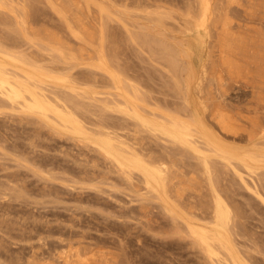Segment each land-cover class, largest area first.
Wrapping results in <instances>:
<instances>
[{"label":"bare ground","instance_id":"bare-ground-1","mask_svg":"<svg viewBox=\"0 0 264 264\" xmlns=\"http://www.w3.org/2000/svg\"><path fill=\"white\" fill-rule=\"evenodd\" d=\"M122 44L161 70L166 90L174 97L171 107L166 101L160 103L159 96L151 94L150 85L125 64ZM0 118L34 125V129H26L34 131L31 139L43 130L49 138L70 140L71 145L73 142L83 147L81 150L96 153L107 164H103L107 172L115 173L126 189L134 192L141 201V206L136 204L157 203L146 204L159 206L167 220L158 222L157 227H170L209 264H258L248 251L250 247L243 241L244 251L238 244V204L228 192L234 184L229 189L226 183L235 178V184L238 180L241 188L264 204L259 189V180L264 177V0H0ZM8 120L6 123L14 125ZM228 138L232 143L226 142ZM157 141L163 145L160 151L154 150L160 145L153 149L149 143ZM15 149L17 154L20 149ZM29 161L35 164V160ZM33 166L34 172L38 166L45 172L41 163ZM109 176L105 173L99 178L105 181L111 179ZM87 185L93 191L100 190L96 184ZM66 187L72 189L73 185ZM5 198L0 201L6 203ZM140 207L139 216L144 210ZM3 217L1 231L5 230ZM51 229L48 226L44 230L47 234L35 239L37 246L30 244L27 257L22 254L24 260L14 264H119L121 260L117 259L118 250L86 240L82 231L80 237L73 238L75 228L66 236L58 229L49 239ZM242 231L240 238L248 232ZM7 256L4 259L9 264Z\"/></svg>","mask_w":264,"mask_h":264},{"label":"rangeland","instance_id":"rangeland-1","mask_svg":"<svg viewBox=\"0 0 264 264\" xmlns=\"http://www.w3.org/2000/svg\"><path fill=\"white\" fill-rule=\"evenodd\" d=\"M122 47H123V49L121 50V52H123V53L121 54V56L123 57L122 59L124 61H126L125 64L128 65L130 68L134 69L133 71L138 72L141 75V77L143 78V80H145L148 83L147 85L148 86L150 85L149 88L152 91L151 94L155 97L159 96L158 99H159L160 103H164L166 101L168 106L171 107L173 100H174V97H171L170 91L166 90L168 88L166 83H165L166 77L160 73L161 70L152 66L150 64V61L148 59H146L145 56L137 54L135 49L128 47V46L126 47L125 44H122ZM160 89H162V90L160 91ZM155 93H156V95H155ZM167 98H169V99H167ZM0 119H2V120H0V122L2 123V124L0 123L1 124L0 128L1 129H2V127L4 128V130L3 129L1 130L0 135L3 132V135L5 134L4 138L6 139V142L4 143L5 146H4L2 141H5V139L2 138L3 135H1L0 141L2 144L0 143L1 144L0 145V152L3 154L0 153V184H1V186H0V190H1L0 191V198L1 197L5 198L4 195H6L7 196L6 198L8 201V203H7V201H6V203H5V201L4 202L0 201V203L2 202V204L0 205L1 206L0 212L2 210H4L0 213V215L4 214V212H6V210L7 211L9 210V213H11L10 217H8L9 215H7V214H9L8 212H7V214H5L6 218L8 217L7 219H4L5 217H3V216H5V215H1L0 217H1V219L3 217V220H4V222H2V230H3V228L5 230L6 229L9 230L8 231L9 234L11 233V230H12L10 238L8 236L9 234L7 235V230H6V232H5V230L4 231L0 230V238H1L0 239L1 240L0 241L1 242L0 243V257L4 253H6L2 257L4 259V256H7V254H8L9 257L7 256V259H8L7 262L9 264H14L15 262H20V261L22 262L24 260V256L27 257V253L29 252L28 249H30V247H29L30 244L33 243L34 246L35 245L37 246V243H38L37 240H38L39 236H45L47 234L44 230L48 226L50 227V229L54 228L53 230L51 229L53 234L50 235L49 239L51 237H53L54 235L55 236L57 235V233H55V232L61 231L66 236L67 234L72 233L76 230V232L73 233L74 234L73 238L80 237L79 235L82 232H84L83 236L86 237L85 238L86 240L93 242L98 246H103V247L107 246L108 248L110 247L111 249H113V251L115 248V251L118 250V251H116L118 253L115 252L116 255H118L117 259H121L119 261V264H121V263L122 264H133V263L134 264H137V263L138 264H180V263L181 264H197L198 262H200L198 264H201L203 262H204L203 264H209L208 262H206V260L204 258H201L199 256V254H197V248L196 247H191L186 242V240H183V238L181 239V237L178 238L179 236H177V234H174L173 230H170V227H168V226L167 227L166 226L157 227L158 225H156V224L158 222H159V224H160V222H162L161 224H164L167 221L166 219H164L165 217L162 215L163 212H162L161 208H157L159 206L152 207L154 205V203H156L155 201H150L147 203L143 202L142 204L145 205V206H143L144 210H145V212H144V210L142 209L143 207H140L141 201L137 197H135L134 192H132L128 187H127L128 189H126V187H125L126 185L122 182V180L118 176H115L116 175L115 173L107 172V169L104 168L105 167L104 165L107 166V164H105V162H103V161H100L101 158L98 157V155L96 153H94L93 151H90L91 152L90 153L88 150H86V148L81 150L80 148H83V147L74 146L73 142H72L73 145H71L70 140H66V139H62V138H55L54 136H52V138L50 136V138H49V136L46 135L43 132V130L40 131L41 135L35 136V138L32 137V139H31V134L32 133L34 134V131L31 132V130L35 128L34 125L24 123V122H22V125H20L17 120L16 121L11 120V119L8 120L6 118H0ZM6 120L14 121V125H13V122H10V123L7 122L9 124L8 125L6 123ZM2 121L4 123H6L7 125H4ZM24 124H26V125H24ZM23 125L26 127H22ZM27 128L31 129L30 132H28L29 129H27ZM26 129L28 131H26ZM26 132L28 135L26 134ZM43 134H45V135H43ZM37 138H38V140H37ZM43 138H44V140H42ZM28 140H30V141L32 140V142H29ZM12 141H13V143H11ZM35 142H37V144ZM226 142L232 143L231 139H229V138L226 140ZM6 143H7V146H6ZM149 143L153 149L155 147H159V145H160L159 149L158 148L154 149L156 151H160L161 145H162V144H160L161 142L159 143V141H157L154 144H153V142L152 143L149 142ZM33 144H35V145H33ZM151 144H153V146ZM155 144H156V146H155ZM11 145H13L14 148ZM15 146L17 148L19 147L20 151H17L19 149H17ZM30 146H31V148H30ZM162 147H163V145H162ZM2 148L5 150H3ZM6 148H7V150H9L8 152L6 151ZM11 148H13V150ZM27 148H28L27 153H29V155H30V152H31V155L34 152L32 156L27 155V153H26ZM14 149H15V151H17V154H15L16 152H14ZM21 149H23V150L21 151ZM24 149H25V151H24ZM23 151L26 154H24ZM78 151H79V155H78ZM18 152L20 153V155L18 154ZM82 153L84 154L83 156L85 157L84 161H83L84 157L82 156ZM21 154H24L25 159L28 158V163H27V159L24 160V158L20 157V156L23 157V155H21ZM12 155H13V157H12ZM18 155L20 158L18 157ZM26 156H28V157H26ZM33 156H35L36 158H34ZM76 156L78 157L79 160L77 159ZM16 158H17V160H16ZM93 158H96V159H93ZM98 158H100V159H98ZM30 159L35 160L36 166L40 165V163H41V166L42 165L44 166V167L43 166L42 167H43V170L45 169L44 170L45 172L43 173V171H42V173H41L40 170H42V169L39 168V166H38L40 172L38 173V168H37V171H35L37 173H35L34 170L36 168H34V166H33L35 164L31 165V163H29V162H31V161H29ZM85 160L86 161L88 160L89 162L88 161L86 162ZM93 160L95 162L91 163V161H93ZM20 161H23L25 164L23 163L21 165L22 162L20 163ZM49 162H51V163H49ZM100 162H102V164ZM99 163L101 166L99 165ZM94 164H95V166H94ZM14 165H16V166H14ZM96 165H98V166H96ZM29 166H31L33 168H31ZM80 167H81V170H80ZM29 168H31L32 170H30ZM94 168H96L98 171H100L101 175H100V172L96 173V171H95L96 169H94ZM47 169H49V170L51 169L52 172H50L49 170L46 172ZM93 171H94V173H93ZM49 172H50V174L48 176L47 173H49ZM51 173H55V174H51ZM82 173L84 174V176H81V175H83ZM98 173H99V175H96ZM105 173L108 176L110 174L109 177H111V179H108V180L106 179L105 181L103 179H101V177L103 178V175H105ZM40 175H42V176H40ZM10 176H12L14 178H12ZM68 176H70V178H69L70 180L68 179ZM93 176H94V178H93ZM99 176H101V177L99 178ZM113 176H114V178H113ZM48 177H50V178H48ZM95 177L98 180L97 179L95 180ZM10 178L12 179V181ZM116 178H118V182H115ZM228 178H230V177H228ZM228 178L225 181L229 180ZM81 179H83L85 182ZM263 179H264V177H262L259 180V189H260V192L262 194H264L263 193L264 192V180ZM14 180H15V182H14ZM19 180H21V181H19ZM109 180L110 181L112 180L111 183L106 182ZM9 181L12 182V183L10 182L11 183L10 185L8 184ZM235 181H236V179L232 178V179H230V181H228L230 183H228V182L227 183L225 182V183L230 184V185H227V187L229 189H231V184L232 185L234 184V186H232L234 191L232 189V190H228V192L230 191L229 196L233 197V195H234L233 198H235V200L234 199L233 200L235 201L236 204H238V206L237 205L236 206L238 208L237 209L238 218L239 217L240 218H239V227H238V232H237L236 238H237V240L241 241L238 244L240 246V249H242L246 245H247L246 248L250 247V249H251V247H253L252 250L248 249V251L250 253H252L251 256H253V254H254V256H253L254 259L252 258L253 261L257 259L256 261L258 264H264V206H263L264 204L262 205V202H259L258 198H256L253 194H250V192L245 190L244 187H243L244 189L241 188L242 185L238 182V180L236 183L237 185L234 183ZM77 182H79V183L82 182V183L79 184ZM112 182H115V184ZM5 183L7 185H5ZM17 183H18V185L20 184L19 186H20V188L22 187L21 188L22 190L18 187H17L18 189H14L15 185H17ZM46 183H47V185H45ZM91 183L100 186V190L99 191H97V190L93 191L92 188H89L88 186H90V185H87V184H91ZM81 184H82V186H80ZM72 185H73V187H72ZM77 185L81 189L80 188L78 189ZM108 185L110 187H108ZM3 186H4V189L2 188ZM66 186H68V188L72 187V189H67ZM24 187L26 188V190ZM123 187L126 190H124ZM5 188H8V189H5ZM114 188H116V190ZM261 188H262V191H261ZM15 190H17V191L19 190V191L17 192ZM78 190H80V191L78 192ZM81 190L83 191V193L81 192ZM24 191H27V193ZM6 192H8V193H6ZM234 192H236V193H234ZM2 193H4V195ZM107 195H109V196L107 197ZM9 197L11 198V200ZM4 198H1L0 200H4ZM6 198H5V200H6ZM136 198L138 199V201ZM130 201H132V202H130ZM151 202L153 203V205L151 204V205H148V207H147L146 204H148V203L150 204ZM136 203H139L140 206ZM155 205H157V203ZM130 206L132 207V209L130 208ZM136 206L137 207L139 206L140 209H142L140 216H139V211H140L139 207L137 209ZM135 207H136V209H134ZM151 207L154 210H152ZM239 208H240V210H239ZM132 210H133V212H132ZM148 210H149V212H148ZM155 210H156V212H155ZM243 210H244V213H243ZM126 211H127V213H125ZM134 211L136 212V214L138 213L137 216H139V217L136 216ZM158 211H161L162 213L158 212ZM239 211H241V212L239 213ZM128 212H130L131 214H129ZM143 212L147 213L146 215L150 216V217H147L145 214H143ZM150 213H151V215H150ZM155 213H156V215H155ZM152 214L155 215V217ZM159 214H160V216H159ZM144 215H145V217H147V219L144 217ZM133 216H135V217H133ZM162 217H164V218H162ZM9 218L10 219L12 218V219L10 220ZM68 218H70V219H68ZM143 218H145V222H144ZM13 219H14V221H13ZM138 219H139V221H137ZM152 219H154V221ZM163 219L165 220V222ZM57 220H59V221H57ZM69 220H73V221H70V223H72V222L73 223L69 224V222H68ZM146 220L148 221V223ZM159 220H162V221H159ZM15 221H17L16 224L12 223ZM49 222L51 223V225ZM149 222L154 223V225L151 224L152 225L151 226L149 224ZM242 222L243 223L245 222V223L243 224ZM35 223H37V224H35ZM41 223H42V226H41ZM44 223H45V225L47 224L46 228H43ZM60 223H61V226L59 227ZM13 224H14V226H13ZM17 224L20 227L18 226L16 228ZM74 224L76 227L74 226ZM146 224H148L147 227H146ZM31 225H33L34 227ZM38 226H41V227L38 228ZM72 226H74V227H72ZM243 226H245L247 229ZM28 227H30L32 230ZM80 227H82V229ZM156 227L159 229H157ZM163 227H164V229H162ZM21 228L23 230H21ZM65 228L67 230H69V232ZM74 228H75V230H74ZM167 228H169L168 229L169 231L167 230ZM239 228H241V229H239ZM243 228H244V230L242 231ZM13 229H14V231H13ZM18 229L21 231V233ZM15 230H17L19 232L15 231ZM122 230H125V232ZM240 230L244 233H245V231L246 232L248 231L245 234L246 235L248 234L249 237H251L250 239H252V240H249L250 243H252L251 245H250V243L247 244L246 241H248L249 237L245 236V234H243L242 237L240 238V236H241L240 234H242ZM22 231H24V232H22ZM13 232L15 234H13ZM39 232H40V234H39ZM66 232H68V233H66ZM126 232H127L128 237L126 235L123 236V234H126ZM116 233H118L120 236H122V239ZM90 234L93 238L88 236ZM149 234H151V235H149ZM1 235L3 238L1 237ZM11 236H13V237H11ZM158 236L160 237L159 238L160 240L158 239ZM243 236L245 237L246 241L242 240ZM87 237L90 239H88ZM112 237H114V239H116L115 240L116 243H112L114 241V239ZM123 237L126 238L125 241H124ZM238 237H239V239H238ZM18 238H19V240L20 239L22 240L23 238H25L22 240V242L24 244L21 242V240L17 241ZM171 238H173V239H171ZM255 238H256V240H254V241H256L257 243L254 244L253 239H255ZM3 239H4V241H2ZM35 239H37V240H35ZM94 239H96V240H94ZM107 239H108L107 244L106 245L102 244L103 241H105L103 243H106ZM153 239H155V240H153ZM163 239H164V241H163ZM10 240L13 242V244L15 246L9 242ZM30 240L32 242H30ZM100 240H102L101 243H100ZM126 240H128L129 242ZM166 240H168V243ZM165 241H166L167 245H166ZM169 241H170V243H169ZM243 241H244V243H246V245H244V243H242ZM6 242H8V243H6ZM18 242L21 243L22 245L18 244ZM120 242H122V244ZM134 242H136V243H134ZM26 243L28 245H26V247H25ZM144 243L147 244V246ZM172 243H173V245H171ZM180 243L183 245V247ZM164 244H165V246H164ZM184 244L186 245V248H184L185 247ZM16 245H17V248L20 249V251L16 250L17 249ZM18 245H21V246H18ZM135 245H136V247H135ZM138 245H140L141 247ZM1 246H2L3 250H1ZM143 246H145V247H143ZM20 247L21 248L23 247V249H21ZM146 247H147V249H146ZM163 247H165V248H163ZM167 247L169 249H166ZM24 248H27V250ZM246 248L245 249L243 248L244 251L246 250ZM259 248L262 250V252L261 251L257 252L258 250H260ZM6 249H7V251H6ZM9 249L11 251H9ZM13 249H15V250H13ZM122 249H123V251H122ZM170 249H171V251H170ZM192 251L195 253H193ZM24 252H25V254H24ZM119 253H121L120 258H119ZM257 253H259V254H257ZM161 254L163 255V257H161L162 256ZM19 255H21V257ZM164 256H165V258H164ZM197 256H199L200 258ZM15 257L17 258L16 260H15ZM2 258H0V261H1L0 263H2V262H3L2 264L6 263L5 259L3 261ZM124 259H125V261H127V263L124 261ZM11 260H12V262H11ZM138 260H140V261H138ZM254 263H255V261H254Z\"/></svg>","mask_w":264,"mask_h":264}]
</instances>
